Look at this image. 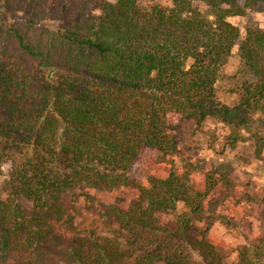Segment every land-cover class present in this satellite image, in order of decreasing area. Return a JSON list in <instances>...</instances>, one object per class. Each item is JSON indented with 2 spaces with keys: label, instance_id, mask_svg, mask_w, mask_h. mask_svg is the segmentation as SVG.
Listing matches in <instances>:
<instances>
[{
  "label": "trees",
  "instance_id": "1",
  "mask_svg": "<svg viewBox=\"0 0 264 264\" xmlns=\"http://www.w3.org/2000/svg\"><path fill=\"white\" fill-rule=\"evenodd\" d=\"M141 1L0 0V176L8 168L0 264H38L39 231L21 198L42 205L51 193L77 186H128L145 152L177 155L170 116L242 130L264 105V29L242 33L229 21L264 0H244V7L239 0H170L146 8ZM237 45L248 78L231 91L237 101L229 105L219 100L217 83ZM216 186L209 177L199 192L174 171L151 179L119 215L128 259L117 247L110 261L224 264L205 233L198 245L188 236ZM171 213L176 230L161 220ZM263 262L264 239L236 264Z\"/></svg>",
  "mask_w": 264,
  "mask_h": 264
},
{
  "label": "rangeland",
  "instance_id": "2",
  "mask_svg": "<svg viewBox=\"0 0 264 264\" xmlns=\"http://www.w3.org/2000/svg\"><path fill=\"white\" fill-rule=\"evenodd\" d=\"M140 4L145 8L169 5L170 0H142ZM196 5L205 15L210 13L207 4ZM238 6L244 7L245 1L239 0ZM229 21L242 33L248 27L264 29V4ZM246 78L237 45L219 70V100L234 104L237 96L231 91ZM169 121L176 127L173 135L178 140L177 155L163 157L154 151L145 152L134 166L128 186H77L51 193L42 205L26 198L19 200L23 213L39 231L35 247L38 264H115L110 260L118 252L117 247L126 251L120 213L128 210L142 189L150 187L151 179H166L172 171L199 192L206 190L209 177L217 181L215 191L202 202L188 231L191 243L198 245L205 233L221 252L224 264H236L244 249L263 244L264 105H258L253 121L242 130L214 119L196 125L172 115ZM7 171L4 166L1 191ZM161 220L170 230L180 225L175 213ZM128 256L124 252L120 259L126 261Z\"/></svg>",
  "mask_w": 264,
  "mask_h": 264
}]
</instances>
